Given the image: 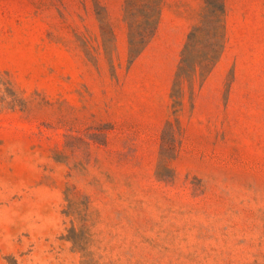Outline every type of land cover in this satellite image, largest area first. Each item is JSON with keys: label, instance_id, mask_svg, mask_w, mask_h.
Returning a JSON list of instances; mask_svg holds the SVG:
<instances>
[{"label": "rangeland", "instance_id": "374dc122", "mask_svg": "<svg viewBox=\"0 0 264 264\" xmlns=\"http://www.w3.org/2000/svg\"><path fill=\"white\" fill-rule=\"evenodd\" d=\"M0 264H264V0H0Z\"/></svg>", "mask_w": 264, "mask_h": 264}]
</instances>
